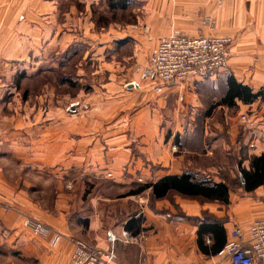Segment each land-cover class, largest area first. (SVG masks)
<instances>
[{
    "label": "crops",
    "instance_id": "1",
    "mask_svg": "<svg viewBox=\"0 0 264 264\" xmlns=\"http://www.w3.org/2000/svg\"><path fill=\"white\" fill-rule=\"evenodd\" d=\"M94 1L79 0L83 14L77 0H0V264H69L76 240L108 251L110 234L119 239L115 251L122 264H230L200 250L203 214L223 221L226 244L236 225L248 235L254 222L264 220V186L252 193L232 189L228 205L177 195L153 201L151 190L130 192L184 173L201 179L214 151L205 152L203 133L192 131L189 120L186 125L177 113L173 119L171 106L194 101L196 90L208 95L217 80L222 93L212 96V111L249 113L253 123L244 124L243 137L252 157L264 154V0H145L152 51L173 27L193 36L230 37L228 67L161 94L153 83L127 85L118 78L91 82L94 92L86 95L62 92L71 85L61 80L64 54V64L78 52L84 61H101L108 48L94 45L104 35L87 31ZM205 16L214 28L203 23ZM100 69L110 72L106 63ZM230 77L263 96L252 104L236 99L235 107L217 105ZM194 139L195 147L182 145ZM27 218L61 240L35 236L24 225ZM125 233L134 242H125Z\"/></svg>",
    "mask_w": 264,
    "mask_h": 264
},
{
    "label": "rangeland",
    "instance_id": "2",
    "mask_svg": "<svg viewBox=\"0 0 264 264\" xmlns=\"http://www.w3.org/2000/svg\"><path fill=\"white\" fill-rule=\"evenodd\" d=\"M77 1L78 13L84 14L85 9L79 6V0ZM145 6V0H133V6L130 10L111 13L107 9L106 0L94 1L93 6L89 8L91 16L86 24L87 31L104 35L103 40L94 42V45L95 47L106 45L108 48L103 53L104 58H101V61L98 60L99 58H94L92 62L84 61V56L78 52L69 62L67 61V64H64L68 56V54H64L66 56L64 58L61 57V65L67 70L65 68L61 70V80H68L71 82V85H68V89L62 88V92H64L63 90L69 93L77 92L79 95L83 91V95H86L87 93L94 92V86L90 85L91 82L97 85L100 80L103 82L116 78L127 85L135 82H144L141 75L137 72V68H144L143 66L147 63L150 52H153L151 50L153 41L151 38L147 39L150 32H147L146 29H150V27L146 22L147 12ZM206 18H210L211 20V17L205 16L203 20L204 24H206ZM79 26L77 24V31L83 30L84 25L82 27ZM207 26L211 28L210 25ZM173 29L179 28L173 27ZM129 34L139 35V37L134 36L135 39H133L129 37ZM140 34L144 35L146 40H142L140 37L143 36ZM101 63H106L109 66V73L105 74L100 69ZM90 66H92L91 70ZM85 68L86 71L83 70ZM217 82L211 85L210 90H207L208 95L204 97L199 96L201 95V90H192L196 96L194 101L187 102L185 99L184 103L179 102L177 104L174 102L171 106L173 107L172 114L173 119L175 113H177L178 120H181V117L185 118L186 125L188 123L192 124V131L198 130L199 133H203L206 153L208 150L214 151V161L212 162L211 160L210 163L206 159V169L205 171H200L198 174L199 178L211 181L216 178V180L227 182L231 189L238 190L241 182L238 169L239 167L247 168L249 166L248 163L252 158L250 152L253 148L250 147V142L243 137L246 127L240 121L242 114L239 115V110H227L228 115L221 108L212 111L213 105L216 102L213 101L215 98H212V96L214 93H222L220 82ZM81 106L83 112L89 110V106L83 104ZM184 112L187 113L186 117L183 114L181 115ZM244 114H248L252 118L249 113ZM187 120H189L188 123ZM181 130H187V127L185 126L184 128L182 126ZM233 132H236L234 138H232ZM195 140L193 142H182V145L188 146V148L195 147ZM182 145L180 146L181 148H183Z\"/></svg>",
    "mask_w": 264,
    "mask_h": 264
},
{
    "label": "built area",
    "instance_id": "3",
    "mask_svg": "<svg viewBox=\"0 0 264 264\" xmlns=\"http://www.w3.org/2000/svg\"><path fill=\"white\" fill-rule=\"evenodd\" d=\"M205 23L214 28L210 18ZM149 32L148 28L146 29ZM233 39L230 37H206L190 35L179 29H173L168 36L162 37L152 52L149 64L137 72L144 82L153 83L154 91L161 94L167 86H183L192 83L199 77L215 76L228 67L230 48ZM242 124L251 125L248 114L240 116ZM24 225L35 236L53 238L54 244L61 240V235L50 227L27 218ZM129 234H124V241L134 242ZM111 248L102 251L91 244L76 240L69 264H122L116 256L115 243L118 238L110 234ZM210 244V240H207ZM230 264H255L264 261V220L252 224L246 235L239 226H234L230 240L219 253Z\"/></svg>",
    "mask_w": 264,
    "mask_h": 264
},
{
    "label": "trees",
    "instance_id": "4",
    "mask_svg": "<svg viewBox=\"0 0 264 264\" xmlns=\"http://www.w3.org/2000/svg\"><path fill=\"white\" fill-rule=\"evenodd\" d=\"M107 9L111 13L125 12L132 8V0H106ZM261 93L252 94V90L235 81L228 79V91L217 105L235 107L238 99L246 104L256 102ZM240 186L246 193H252L264 186V154L252 157L249 169L239 167ZM151 190V198L160 201L177 195L182 198L197 200L200 203H217L228 205L231 187L227 182L215 183L207 179H198L193 173H184L180 176H168L156 184H142L130 192V196L139 195ZM207 236L210 244L206 245L204 237ZM198 246L207 256H217L226 246V235L223 221L217 220L208 213H204L198 228Z\"/></svg>",
    "mask_w": 264,
    "mask_h": 264
}]
</instances>
